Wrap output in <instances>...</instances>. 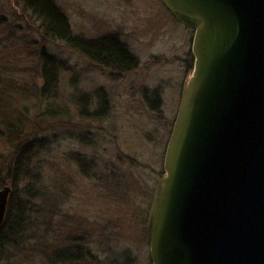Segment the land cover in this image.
Wrapping results in <instances>:
<instances>
[{
	"label": "rangeland",
	"instance_id": "obj_1",
	"mask_svg": "<svg viewBox=\"0 0 264 264\" xmlns=\"http://www.w3.org/2000/svg\"><path fill=\"white\" fill-rule=\"evenodd\" d=\"M53 1L74 36L114 34L137 64L129 71L101 68L42 36L17 0H0V115L24 122L27 140L43 142L29 176L38 177L32 186L44 187L47 197L37 209L43 200L50 209L36 216L34 237L0 264H52L76 245L89 252L77 264H149L144 222L164 174L179 89L193 69V33L161 0ZM41 49L65 65L47 100L39 99ZM46 107L52 114L43 118ZM16 152L14 139L0 137L1 180L10 177L3 166ZM8 182L0 189L12 190Z\"/></svg>",
	"mask_w": 264,
	"mask_h": 264
},
{
	"label": "water",
	"instance_id": "obj_2",
	"mask_svg": "<svg viewBox=\"0 0 264 264\" xmlns=\"http://www.w3.org/2000/svg\"><path fill=\"white\" fill-rule=\"evenodd\" d=\"M161 2L193 31L194 63L149 207V260L264 264V0Z\"/></svg>",
	"mask_w": 264,
	"mask_h": 264
},
{
	"label": "trees",
	"instance_id": "obj_3",
	"mask_svg": "<svg viewBox=\"0 0 264 264\" xmlns=\"http://www.w3.org/2000/svg\"><path fill=\"white\" fill-rule=\"evenodd\" d=\"M19 6L38 23V28L45 38L59 41L65 46L79 50L82 53L99 60L106 66H112L119 69H129L135 66V59L129 54L124 45H121L116 37H107L98 42H87L84 39L74 36L71 32L70 24L65 13L54 3L53 0H17ZM38 57L40 64L39 75L42 86L39 89V99L47 100L55 92L58 84L59 73L65 69L64 62L50 55L46 50L41 49ZM0 94L2 92L0 91ZM81 106L85 104L82 98ZM87 101V100H86ZM152 105L156 106L157 101ZM82 106V107H83ZM103 107H99L97 114L103 113ZM51 107H46L43 111V118L52 114ZM22 113V111H21ZM0 115V137L9 141L14 139L15 153L12 159L8 158L6 170L9 172V178L0 179V187L8 181L11 185V192L8 198L5 218L0 227V263L7 261L9 252L21 246L26 238L31 239L36 234L34 226L36 225V216L43 211L50 210L41 203V209H37V201L46 199L44 187H35V182H39L36 175L29 176V171L34 170L32 160L41 152L43 142L39 140H27L25 125L19 119L5 118ZM4 119V120H3ZM26 179L30 180V185H25L23 189H18V185ZM40 215V214H39ZM34 228V229H33ZM33 229V230H32ZM55 255L51 259L53 264H77L80 259L78 256H68L67 253Z\"/></svg>",
	"mask_w": 264,
	"mask_h": 264
},
{
	"label": "flooded vegetation",
	"instance_id": "obj_4",
	"mask_svg": "<svg viewBox=\"0 0 264 264\" xmlns=\"http://www.w3.org/2000/svg\"><path fill=\"white\" fill-rule=\"evenodd\" d=\"M191 31V30H190ZM192 33H193V31H191ZM107 37H116L117 38V40H118V42L121 44V45H124L125 46V44L120 40V38H118L116 35H114V34H111V35H103V36H100L99 38H86V39H84V40H86L87 42H90V43H93V42H98V41H101V40H103V39H105V38H107ZM192 39H193V37H192ZM126 48V47H125ZM126 50H127V48H126ZM77 53H79L83 58H85L86 60H88L89 62H91V63H93V64H95V65H97V66H99V67H101V68H104V69H112V70H114V69H117V70H119V71H129V70H132L133 68H135L136 67V64H137V62H136V64H135V66H133V67H131V68H129V69H119V68H115V67H112V66H106L105 64H103V63H101L99 60H97V59H94V58H92V57H90V56H88V55H86V54H84V53H82L81 51H79V50H75ZM128 51V50H127ZM129 54H130V52H129ZM131 55V54H130ZM188 55L190 56V58L192 59V62H193V55H192V52H189L188 53ZM132 56V55H131ZM133 57V56H132ZM192 66H193V64H192ZM181 90H182V85L180 86V89H179V102H180V96H181ZM157 102H158V99H157ZM179 105V104H178ZM171 130H172V128L170 129V131H169V134H168V137H167V140H166V145H167V142H168V139H169V136H170V133H171ZM166 145H165V149H166ZM164 154H165V150H164ZM149 207H150V204H149V206H148V209H147V212H146V217H145V222H144V232H145V238H146V223H147V217H148V212H149ZM146 244H147V242H146ZM69 248V247H68ZM71 248H73V249H71ZM65 253H67L66 255H68V256H72V255H74L75 254V256H78V259H80V260H82V259H84V257L86 258L87 257V255H88V251H86L84 248H83V246L81 245V247L78 245H76V246H71L70 247V249H67L66 250V252ZM60 254H62V253H59V254H57L58 256L60 255ZM148 261H149V264H151V262H150V260H149V252H148Z\"/></svg>",
	"mask_w": 264,
	"mask_h": 264
}]
</instances>
